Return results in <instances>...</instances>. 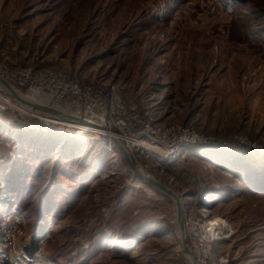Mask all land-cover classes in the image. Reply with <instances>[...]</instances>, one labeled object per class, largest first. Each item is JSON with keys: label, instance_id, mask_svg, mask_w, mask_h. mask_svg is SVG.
Masks as SVG:
<instances>
[{"label": "rangeland", "instance_id": "rangeland-1", "mask_svg": "<svg viewBox=\"0 0 264 264\" xmlns=\"http://www.w3.org/2000/svg\"><path fill=\"white\" fill-rule=\"evenodd\" d=\"M0 66L114 87L120 106L149 108L157 126L191 123L212 138L166 169L142 162L189 221L227 224L228 235L206 242L208 260L264 264V0H0ZM78 130L0 104V236L18 226L0 255L190 264L173 201L136 177L113 141Z\"/></svg>", "mask_w": 264, "mask_h": 264}, {"label": "built area", "instance_id": "built-area-1", "mask_svg": "<svg viewBox=\"0 0 264 264\" xmlns=\"http://www.w3.org/2000/svg\"><path fill=\"white\" fill-rule=\"evenodd\" d=\"M0 76L17 90L25 89L26 94H34L38 103L51 105L66 114H75L80 118L102 123L107 128L109 136L103 135L99 129L96 131L106 137L108 148L114 149L112 137L119 140L134 165L150 177L152 176L149 166L142 162L143 160L151 159L153 166L160 170L166 169L185 153L187 146L213 140L197 132L191 123L159 127L149 108L138 109L134 102L127 108L120 106L116 88L110 87L107 92L93 84H79L51 68L5 70L0 66ZM245 140L240 137L236 142L239 144ZM190 223L196 228L190 230L188 227ZM204 224L205 221L201 219L189 221L185 213L186 236L191 238L190 248L197 263L217 264L207 259L206 242L213 239V236L209 235ZM15 232H18V226L12 223L5 236H0V250L10 244L7 240L12 238Z\"/></svg>", "mask_w": 264, "mask_h": 264}, {"label": "water", "instance_id": "water-1", "mask_svg": "<svg viewBox=\"0 0 264 264\" xmlns=\"http://www.w3.org/2000/svg\"><path fill=\"white\" fill-rule=\"evenodd\" d=\"M0 85L2 87H4L8 91V93L14 98H17V97L15 96V93L13 91H16V92L18 91L20 96L22 94L19 90L14 88L11 84H9L7 81L2 79L1 77H0ZM27 104L30 105L33 109H35L37 111L46 112L49 115L55 116L56 118L71 119L70 117H68L70 115L63 113L56 108L49 107L47 105H43L40 103H35V102L33 103L31 101L27 102ZM111 139L114 142L115 147L121 153L127 168L130 169L136 177H138L139 179H141L145 183L149 184L155 190H157L160 193H162L163 195L169 197L173 201L174 206H175V219H176V224H177L176 229L178 232V237H179L180 247H181L182 253L184 254L185 258L187 259V261L190 264H198L196 258L194 257V254H193L191 248L187 245L184 207H183V203H182L180 197L173 190L169 189L168 187H166L162 183H160L157 180L153 179L152 177L147 176L144 173H142L140 171V169L137 168L134 165V163L132 162V159H131L129 153L127 152V150L125 149L123 144L119 140H117L116 138L112 137Z\"/></svg>", "mask_w": 264, "mask_h": 264}, {"label": "bare ground", "instance_id": "bare-ground-1", "mask_svg": "<svg viewBox=\"0 0 264 264\" xmlns=\"http://www.w3.org/2000/svg\"><path fill=\"white\" fill-rule=\"evenodd\" d=\"M13 92L15 93V96L17 97L16 101L12 100L9 96H5L2 93H0V104H2V105L7 104L11 108L18 110L21 114L35 115L38 118H40L42 121L48 120V122L52 121L53 123L58 121V122L66 123L68 125L72 124V126L77 127L79 129L76 132L77 138H81L82 137L81 134H84L85 132H92V131L97 132L96 131L97 129L101 130L103 135L109 136L107 128L102 123L94 122V120L89 119V118L88 119L80 118L77 115L75 116V114H71L72 116L69 114L70 116H68V117H70L71 119H64V118L60 119V118H56L55 116L49 115L48 113L43 112V111H35V109H33L30 105L27 104V102H30V101L33 103L34 102L38 103L34 94L28 93V95H24L22 93L20 96L18 91L17 92L13 91ZM48 106L53 107L51 105H48ZM53 108H55V107H53ZM58 110L61 112H64L60 109H58ZM70 120H73L75 123H70L69 122ZM92 128H94V130H92ZM204 227L208 231L209 235L213 236V238L214 237L217 238L218 236L224 237V235H226V233H227V235H228V233H230L229 229L227 228V224L221 219H213L212 218L210 220V222H208V221L205 222ZM109 244L111 247H119V246H122V241H120V240L118 241L116 239H113V240L111 239L109 241Z\"/></svg>", "mask_w": 264, "mask_h": 264}, {"label": "trees", "instance_id": "trees-1", "mask_svg": "<svg viewBox=\"0 0 264 264\" xmlns=\"http://www.w3.org/2000/svg\"><path fill=\"white\" fill-rule=\"evenodd\" d=\"M37 250V243L36 241H32V246L28 248L26 251L27 254L32 255ZM2 259H0V264H11L10 259L5 258L4 256L0 255Z\"/></svg>", "mask_w": 264, "mask_h": 264}]
</instances>
